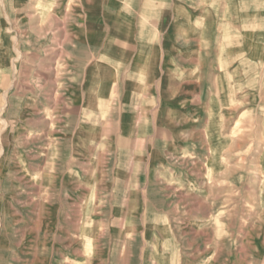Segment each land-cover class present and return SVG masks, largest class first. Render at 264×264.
Masks as SVG:
<instances>
[{"label": "rangeland", "instance_id": "374dc122", "mask_svg": "<svg viewBox=\"0 0 264 264\" xmlns=\"http://www.w3.org/2000/svg\"><path fill=\"white\" fill-rule=\"evenodd\" d=\"M78 3L0 0V264H264V43L241 49L255 57V75L241 72L238 96L223 103L211 94L214 73L184 84L182 75L168 74L162 65L160 101L152 113L159 167L143 162L142 190L136 178L130 190L125 177L114 182L108 150L117 153L115 138L127 132L124 109L115 111L112 128L101 122L96 129L102 143L95 152L97 186L79 196L96 204H65L71 201L61 192L63 174L68 169L72 178L77 168L71 167V146L67 160L62 157L57 128L71 97L63 99L61 91L69 92L71 82L61 79L77 66H58L55 47L48 42L43 50L44 43L29 37L39 38L42 25L54 36L63 14ZM100 3L85 7L99 14ZM105 115L109 119L97 111L95 118ZM73 122L77 130L79 122ZM8 124L16 138L10 147L4 143ZM43 130L44 143L28 144V133ZM151 132L145 125L143 135Z\"/></svg>", "mask_w": 264, "mask_h": 264}, {"label": "crops", "instance_id": "0c3cea01", "mask_svg": "<svg viewBox=\"0 0 264 264\" xmlns=\"http://www.w3.org/2000/svg\"><path fill=\"white\" fill-rule=\"evenodd\" d=\"M73 1L79 2L77 7L63 14L54 36L50 38L48 29L42 25L40 37L29 39H39L44 43L43 50H47L50 42L56 49L58 66H77V72L72 71L70 78L61 79L71 82L69 92L61 91L63 99L71 97L67 102L70 109L62 112L61 124L57 125L65 146L62 157L65 159L64 152L71 146V167L77 168L71 172L72 178L68 177V169L64 172L61 192L65 200L71 201L65 204H96L79 196L90 194L97 186L95 152L102 143L97 141L96 129L101 122L102 126L109 122L111 127L112 113L124 109L122 123L117 124L119 127L123 124L127 132L115 138L113 146L120 145L117 153H112V147L108 150L114 161L109 175L115 183L116 178L125 177L128 190L136 178L142 190L143 162L159 167L156 159L159 138L155 134L158 125L153 123L152 113L160 101L157 84L160 67L166 64L168 74L182 75L184 84L201 79L209 70L217 83L215 91L210 89L212 95L220 97L217 103L238 96L240 79L245 78L242 73L253 78L257 63L251 53L245 56L241 49L264 43V0H97L101 2L99 14L85 7V3L93 6L96 0ZM24 31L31 33L32 28ZM214 49L218 52L213 53ZM244 65L248 66L247 72ZM63 87L64 84L61 90ZM185 102L183 105H188ZM97 111L109 113V119L105 115L103 121H97ZM39 117L46 126L45 112L40 111ZM76 120L77 130L73 122ZM145 125L151 128V137L143 135ZM14 130L8 124L4 143L9 147L16 142ZM44 132L35 136L26 132L28 144L44 143L47 140ZM109 132L113 136L112 130ZM44 150L37 152L39 160H44ZM119 158L124 159V170L117 163ZM11 170L8 169L9 175ZM22 175L29 177L28 167L23 168ZM84 176L91 181H85Z\"/></svg>", "mask_w": 264, "mask_h": 264}]
</instances>
